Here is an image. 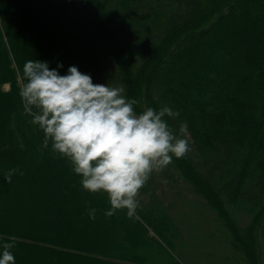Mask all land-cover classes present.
Here are the masks:
<instances>
[{
	"label": "trees",
	"instance_id": "trees-1",
	"mask_svg": "<svg viewBox=\"0 0 264 264\" xmlns=\"http://www.w3.org/2000/svg\"><path fill=\"white\" fill-rule=\"evenodd\" d=\"M5 1L21 10L0 7V242L16 237V264H180L169 250L177 237L169 217L137 209L163 243L126 210L107 222V196L70 186L81 178L51 142L43 147L44 133L24 113L22 59L45 40L41 58L66 75L88 55L60 34L67 15L80 13L113 47L115 80L138 101L135 110L167 105L179 112L169 125L176 132L186 125L190 151L173 159L175 168L223 221L241 259L264 264V0ZM30 166L40 169L39 179ZM10 169L19 172L8 184ZM236 216L246 219L242 225Z\"/></svg>",
	"mask_w": 264,
	"mask_h": 264
},
{
	"label": "clouds",
	"instance_id": "clouds-1",
	"mask_svg": "<svg viewBox=\"0 0 264 264\" xmlns=\"http://www.w3.org/2000/svg\"><path fill=\"white\" fill-rule=\"evenodd\" d=\"M20 80L24 113L44 133L43 147L51 142L52 151L70 162L84 191L106 194L108 217L118 210L133 217L151 176L190 151L186 125L182 123L178 132L169 125L179 117L178 111L163 105L137 112L138 101L129 99L123 87L94 84L76 66L60 75L47 62L30 59L23 64ZM17 172L10 169L5 181L11 184ZM95 213L90 209V219ZM15 242V236L0 242V264H16Z\"/></svg>",
	"mask_w": 264,
	"mask_h": 264
},
{
	"label": "rangeland",
	"instance_id": "rangeland-1",
	"mask_svg": "<svg viewBox=\"0 0 264 264\" xmlns=\"http://www.w3.org/2000/svg\"><path fill=\"white\" fill-rule=\"evenodd\" d=\"M0 7L4 10H12L17 13L21 12L19 7L13 8L12 4L3 0ZM60 34L66 38H72L73 44L83 45L88 48V55L86 58H82V61L70 66H76L81 73L88 74L91 76L94 84H109L113 87L124 86L115 80L114 67L112 59L113 47L103 38L99 37L94 30V23L92 18L85 13L67 15L65 25H62ZM75 29L80 30L86 34V38H77L68 36L66 31H74ZM2 37V36H1ZM3 39V37H2ZM4 40L7 41L8 37L4 34ZM47 42L44 40L41 44L34 46L33 54L30 58L34 60L43 61L44 52L48 50L45 47ZM45 49L43 52L38 51ZM9 51V49H8ZM37 51V52H35ZM41 53V54H40ZM10 57L13 61V68L17 69V62H15L12 51H9ZM41 55V56H39ZM39 58V59H38ZM25 56L22 62L28 61ZM68 67V68H69ZM21 84V80L19 78ZM4 88L6 91L10 90V85L5 84ZM125 89V95L128 96V91ZM130 99V98H129ZM54 160H48L47 165H52ZM32 164V161H29ZM68 162V161H67ZM65 164V163H64ZM30 172L32 177L39 179L41 177L40 169L30 166ZM38 172L40 174H38ZM27 177V176H26ZM80 181L73 180L71 182L72 187L76 186ZM81 188V183L79 185ZM63 187H59L61 190ZM87 192V191H84ZM101 196H106L104 193H97ZM59 196L60 194L57 193ZM73 201H76L77 195L72 197ZM82 197L80 196L79 200ZM139 207L138 210L144 215H152L161 217L165 215L172 221V230L176 232L177 237L175 244L170 247V253L172 256L180 262V264H247L241 259L238 251L232 248L231 234L224 226L223 221L205 202L203 197L198 194L189 182L185 181L181 175V172L175 168L173 162L162 172L154 173L146 185L141 189L138 196ZM107 207L103 214L109 211V202L102 204ZM20 207V206H19ZM111 207V206H110ZM16 209V211H18ZM72 212V211H71ZM136 218L141 220L148 229V236L163 241L156 234L153 227L148 225L137 213L134 215ZM71 213L63 217V219H71ZM239 223L242 225L246 219L236 216ZM110 217L106 216L107 222ZM60 219L56 220L59 221ZM50 224V223H49ZM91 226L84 227L83 230L78 232L84 235L86 231L93 228Z\"/></svg>",
	"mask_w": 264,
	"mask_h": 264
}]
</instances>
